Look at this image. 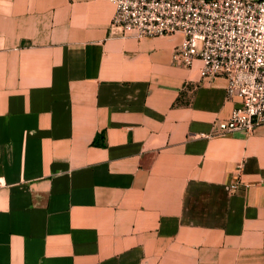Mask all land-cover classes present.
Returning a JSON list of instances; mask_svg holds the SVG:
<instances>
[{
  "label": "crops",
  "instance_id": "crops-1",
  "mask_svg": "<svg viewBox=\"0 0 264 264\" xmlns=\"http://www.w3.org/2000/svg\"><path fill=\"white\" fill-rule=\"evenodd\" d=\"M113 13L0 0V264H264V125Z\"/></svg>",
  "mask_w": 264,
  "mask_h": 264
},
{
  "label": "built area",
  "instance_id": "built-area-1",
  "mask_svg": "<svg viewBox=\"0 0 264 264\" xmlns=\"http://www.w3.org/2000/svg\"><path fill=\"white\" fill-rule=\"evenodd\" d=\"M112 33L142 39L181 34L172 63L201 62L202 79H225L239 106L216 123L219 133L264 125V0H110Z\"/></svg>",
  "mask_w": 264,
  "mask_h": 264
}]
</instances>
